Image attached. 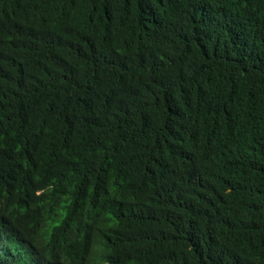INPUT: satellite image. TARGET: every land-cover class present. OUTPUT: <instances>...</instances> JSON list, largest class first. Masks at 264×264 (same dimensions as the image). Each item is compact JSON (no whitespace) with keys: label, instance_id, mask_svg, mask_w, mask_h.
I'll return each instance as SVG.
<instances>
[{"label":"trees","instance_id":"trees-1","mask_svg":"<svg viewBox=\"0 0 264 264\" xmlns=\"http://www.w3.org/2000/svg\"><path fill=\"white\" fill-rule=\"evenodd\" d=\"M0 264H264V0H0Z\"/></svg>","mask_w":264,"mask_h":264}]
</instances>
